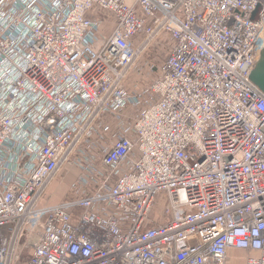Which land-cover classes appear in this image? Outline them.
Here are the masks:
<instances>
[{
  "label": "built area",
  "instance_id": "1",
  "mask_svg": "<svg viewBox=\"0 0 264 264\" xmlns=\"http://www.w3.org/2000/svg\"><path fill=\"white\" fill-rule=\"evenodd\" d=\"M263 45L264 0H0V264H264Z\"/></svg>",
  "mask_w": 264,
  "mask_h": 264
},
{
  "label": "water",
  "instance_id": "2",
  "mask_svg": "<svg viewBox=\"0 0 264 264\" xmlns=\"http://www.w3.org/2000/svg\"><path fill=\"white\" fill-rule=\"evenodd\" d=\"M249 80L264 95V45L254 68L250 72Z\"/></svg>",
  "mask_w": 264,
  "mask_h": 264
},
{
  "label": "crops",
  "instance_id": "3",
  "mask_svg": "<svg viewBox=\"0 0 264 264\" xmlns=\"http://www.w3.org/2000/svg\"><path fill=\"white\" fill-rule=\"evenodd\" d=\"M248 255L246 250L229 249L226 264H245Z\"/></svg>",
  "mask_w": 264,
  "mask_h": 264
},
{
  "label": "rangeland",
  "instance_id": "4",
  "mask_svg": "<svg viewBox=\"0 0 264 264\" xmlns=\"http://www.w3.org/2000/svg\"><path fill=\"white\" fill-rule=\"evenodd\" d=\"M257 9H259V6L257 7ZM253 16H255V14H253ZM59 183H61V189L64 188V186H68V184L70 183V180H59ZM63 196L61 194H59V196L57 197V201L60 200Z\"/></svg>",
  "mask_w": 264,
  "mask_h": 264
}]
</instances>
